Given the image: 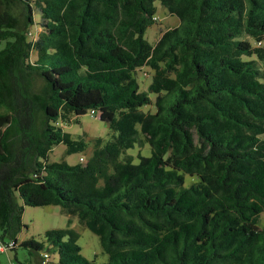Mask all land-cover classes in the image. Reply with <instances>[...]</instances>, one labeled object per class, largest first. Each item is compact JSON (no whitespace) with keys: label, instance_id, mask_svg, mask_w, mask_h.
Returning a JSON list of instances; mask_svg holds the SVG:
<instances>
[{"label":"trees","instance_id":"trees-1","mask_svg":"<svg viewBox=\"0 0 264 264\" xmlns=\"http://www.w3.org/2000/svg\"><path fill=\"white\" fill-rule=\"evenodd\" d=\"M157 1L180 23L152 43ZM263 41L264 0H0V264H264ZM91 109L116 133L51 161L87 150L64 126ZM28 205L77 216L108 261L70 225L21 240Z\"/></svg>","mask_w":264,"mask_h":264},{"label":"rangeland","instance_id":"rangeland-1","mask_svg":"<svg viewBox=\"0 0 264 264\" xmlns=\"http://www.w3.org/2000/svg\"><path fill=\"white\" fill-rule=\"evenodd\" d=\"M156 5V15L158 16V19L156 21V24L149 27L146 32L147 38L152 43H155L156 40H158L161 33L165 29L176 26L180 23L179 17L171 14L168 9L161 4L160 1H157ZM39 13V9H36L35 18L36 22L39 23L37 24V27L42 26L40 24V22H42V19ZM248 39L253 43V45H259V42L254 40L253 38L248 37ZM262 45H264V41ZM143 73H145V76ZM152 74L153 71L148 66H144L140 70H138V75L140 80L142 81L143 90L147 89V85H149L152 81ZM152 96L154 100L155 96ZM143 110L148 112H154L156 110V107L154 105H147L143 107ZM64 127L66 131L70 132L73 135L74 138L85 139V141H87L88 143V148L84 152L67 154L65 144L56 145L50 153L51 161H61L65 159L69 163L74 164L79 162L81 157L87 159L93 152L94 140L97 137L109 138L112 133L115 132L110 128L107 122L101 119L99 113H97L96 115H92L90 111L84 115H80L76 122L68 123ZM128 152L133 154L135 156L134 161L138 162V152H141L142 154L148 156L151 154V147L149 144H146L145 146L136 145L134 148L129 149ZM195 180H197L195 177L187 175V184H190ZM260 220L261 227H264V212L261 214ZM23 221L27 225V227H25L20 233L21 240L35 237L39 241H44L45 231L47 229L65 227L70 225L80 233L79 243L82 247V253L87 258L96 259L99 263L106 262L109 259V254L104 252L101 246L99 236L93 233L84 224H82L77 216H70L66 212H64L59 205H28L26 206L23 214ZM21 252V249H19V253ZM14 253V250H10L8 254H2V259L5 264H9L8 256L10 257V259H12L14 257ZM55 257L58 258V254H55Z\"/></svg>","mask_w":264,"mask_h":264},{"label":"built area","instance_id":"built-area-1","mask_svg":"<svg viewBox=\"0 0 264 264\" xmlns=\"http://www.w3.org/2000/svg\"><path fill=\"white\" fill-rule=\"evenodd\" d=\"M36 29L38 30V31H41V30H43V27L42 26H40V27H37L36 26ZM90 111V113L92 114V115H96L98 112L95 110V109H91V110H89ZM80 161H85V159H84V157H81L80 158ZM15 245H17V242L16 241H11V242H9V243H1L0 242V251L1 252H5V251H8L9 249H11L12 247H14Z\"/></svg>","mask_w":264,"mask_h":264}]
</instances>
